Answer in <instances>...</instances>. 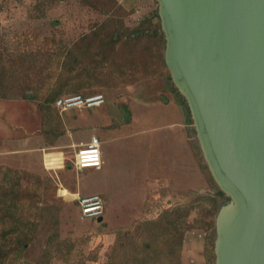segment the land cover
<instances>
[{"label": "crops", "instance_id": "obj_1", "mask_svg": "<svg viewBox=\"0 0 264 264\" xmlns=\"http://www.w3.org/2000/svg\"><path fill=\"white\" fill-rule=\"evenodd\" d=\"M96 25L60 23L46 29L56 31L54 38L0 41V166L54 173L56 195L78 213L77 194L100 195L101 219H84L103 222L110 231L125 230L145 206L166 208L207 191V167L188 109L168 80L123 87L99 81L105 69L95 65L90 49L98 41L85 38ZM106 73L108 78L109 67ZM95 92L104 96L99 106L58 110L50 105L56 109L54 126L42 131L38 103L43 98ZM91 136L99 142L100 166L77 169L74 150ZM50 158L55 165L48 164Z\"/></svg>", "mask_w": 264, "mask_h": 264}, {"label": "water", "instance_id": "obj_2", "mask_svg": "<svg viewBox=\"0 0 264 264\" xmlns=\"http://www.w3.org/2000/svg\"><path fill=\"white\" fill-rule=\"evenodd\" d=\"M155 1L164 64L230 199L214 219V264H264V0Z\"/></svg>", "mask_w": 264, "mask_h": 264}, {"label": "trees", "instance_id": "obj_3", "mask_svg": "<svg viewBox=\"0 0 264 264\" xmlns=\"http://www.w3.org/2000/svg\"><path fill=\"white\" fill-rule=\"evenodd\" d=\"M96 24L85 38L98 41L90 49L95 50V65L105 69V78L99 80L101 83L123 87L159 71L167 75L171 87L178 91L171 82L163 60L165 40L157 14V3L152 11L136 19L129 27L111 21ZM108 67L110 74L107 78ZM57 97H45L38 103L43 132L49 131V128L52 130L54 126L57 109L54 100ZM181 97L187 107L184 97ZM50 105L56 109L52 110ZM40 178L23 170L0 166V264H15L21 252L33 241L39 227L45 225L47 235L41 261L34 264H48L55 255L68 261L71 246L67 245L69 239L58 236L57 205L49 202L37 206L36 180ZM214 194L218 200L213 199L208 209L201 207L199 213L207 215L205 224L212 225L215 238L214 219L219 210L229 204L230 199L217 185ZM188 210V207L174 206L151 219L137 222L132 229L133 235L132 232L126 234V231L120 233L126 244L122 241L124 238L118 237L107 252L104 264H179L182 237L192 226V220L187 218ZM127 244L129 247L126 249Z\"/></svg>", "mask_w": 264, "mask_h": 264}, {"label": "rangeland", "instance_id": "obj_4", "mask_svg": "<svg viewBox=\"0 0 264 264\" xmlns=\"http://www.w3.org/2000/svg\"><path fill=\"white\" fill-rule=\"evenodd\" d=\"M155 6L156 3L153 0H128L118 5L112 0H0V41L8 39L34 41L54 38L56 31L46 29L55 28L54 25L60 23H79L86 26L111 21L129 27L136 19L152 11ZM164 79L167 80V75L157 71L152 76L140 77L130 85L145 80ZM55 160L50 158L48 164L55 165L57 162ZM39 176L41 178L36 180L38 182L37 206L49 202L57 205L58 236L61 239H69L67 245L71 246L67 262L61 256L55 255L48 261V264H104L107 252L116 243V239L120 236L121 239L124 238L120 233L126 231V234L130 235L137 222L155 217L165 209L174 206L188 207L187 218L189 221L192 220V226L185 231L180 243L179 264H213L212 225H206L207 215L199 213L201 207L208 209L213 199H217L214 194L216 185L208 169L207 191L195 195L192 193L191 197L185 199L184 202L166 208L145 206L141 208L137 222L125 230L116 231H110V227L104 225L103 222L94 223L85 220L78 212L65 207L64 202L55 193L58 180L54 173ZM61 192L65 194V191ZM46 235L47 226H40L33 241L21 252L15 264L40 262ZM122 241L126 244L125 238ZM128 247L127 244L125 248Z\"/></svg>", "mask_w": 264, "mask_h": 264}, {"label": "built area", "instance_id": "obj_5", "mask_svg": "<svg viewBox=\"0 0 264 264\" xmlns=\"http://www.w3.org/2000/svg\"><path fill=\"white\" fill-rule=\"evenodd\" d=\"M104 102L101 92L91 94L71 93L58 96L54 106L58 110L66 108H90L99 106ZM73 166L77 169L93 167L98 168L101 163L98 139L91 136L86 144L77 146L73 153ZM74 200L78 206L81 218H96L103 213V200L98 194L76 195Z\"/></svg>", "mask_w": 264, "mask_h": 264}]
</instances>
